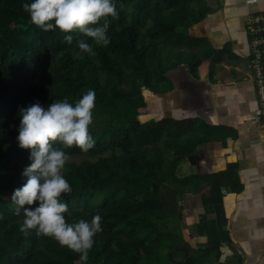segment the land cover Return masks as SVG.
<instances>
[{"label": "trees", "instance_id": "obj_1", "mask_svg": "<svg viewBox=\"0 0 264 264\" xmlns=\"http://www.w3.org/2000/svg\"><path fill=\"white\" fill-rule=\"evenodd\" d=\"M24 3L31 0H0V264H219L220 245L230 238L207 214L221 206L223 187L242 190L237 165L204 176L181 175L179 168L199 145L235 131L194 118L139 119L145 89L168 93L175 68L187 65L197 76L204 62L227 54L191 33L213 11L208 1L114 0L118 15L107 18V46L79 31L69 33L71 44L59 30L43 31ZM79 41L94 54L81 51ZM88 90L101 99L105 117L101 129H89L94 147L54 145L71 157L63 171L72 187L61 197L66 220L102 218L88 260L81 261L35 229L21 232L24 211L16 214L11 196L26 182L22 172L30 164L17 142L20 109L37 101L47 108L65 97L74 102ZM188 193L199 195L206 210L196 229L207 239L189 254L178 216ZM195 254L206 259L197 263Z\"/></svg>", "mask_w": 264, "mask_h": 264}, {"label": "crops", "instance_id": "obj_2", "mask_svg": "<svg viewBox=\"0 0 264 264\" xmlns=\"http://www.w3.org/2000/svg\"><path fill=\"white\" fill-rule=\"evenodd\" d=\"M207 1L213 11L195 24L191 33L227 54L217 62L213 58L204 62L202 65L208 66V72L200 71L201 65L197 76L192 75L187 65L175 68L170 74L174 89L154 95L155 118H194L205 125L235 131V136L225 141L210 139L199 145L191 159L193 171L189 174L210 175L226 170L229 164L237 165L242 190L234 192L229 186L223 187L221 206L207 214L221 222L230 238L220 245L219 264H264V115L261 125L257 124L245 30L249 13L264 12V0L253 4L247 0ZM186 196L184 205L188 209L180 202L179 218L189 254L206 246V236L199 235L196 229L200 215L206 210L199 195L188 193ZM197 258L202 261L206 255L195 254L194 260L198 263Z\"/></svg>", "mask_w": 264, "mask_h": 264}, {"label": "clouds", "instance_id": "obj_3", "mask_svg": "<svg viewBox=\"0 0 264 264\" xmlns=\"http://www.w3.org/2000/svg\"><path fill=\"white\" fill-rule=\"evenodd\" d=\"M22 7L32 24L45 32L59 30L69 44L73 41L69 33L79 31L96 45L107 46L110 43L107 18L118 15L114 0H31ZM78 47L94 54L84 41H79ZM94 107L95 92L88 90L74 102L65 97L47 108L37 101L20 109L17 142L30 153V164L22 172L26 182L11 196V202L17 206L16 214L24 211L21 232L35 229L38 236L52 238L61 247L78 253L81 261L88 260L93 238L102 231V218L95 215L90 221L66 220L68 204L61 197L70 193L72 187L63 171L71 157L54 145L76 146L85 152L93 148L95 140L89 134V126Z\"/></svg>", "mask_w": 264, "mask_h": 264}, {"label": "built area", "instance_id": "obj_4", "mask_svg": "<svg viewBox=\"0 0 264 264\" xmlns=\"http://www.w3.org/2000/svg\"><path fill=\"white\" fill-rule=\"evenodd\" d=\"M256 1L247 0V3L253 4ZM245 30L249 41L248 64L257 102L254 119L261 125L264 115V12L249 13L245 20Z\"/></svg>", "mask_w": 264, "mask_h": 264}, {"label": "rangeland", "instance_id": "obj_5", "mask_svg": "<svg viewBox=\"0 0 264 264\" xmlns=\"http://www.w3.org/2000/svg\"><path fill=\"white\" fill-rule=\"evenodd\" d=\"M200 71H203L204 73L205 72H208V66L207 65H202L200 67ZM145 107L142 109V113L141 115L139 116V119L141 121H145V120H150V119H156L155 118V113H154V109H155V105H154V95L152 93L149 92L148 89H145ZM101 99L98 97V96H95V107L93 109V122L92 124L89 126V129H101L102 126H103V123H104V115L102 114L101 112V108L99 107V103H100ZM196 153H193L191 154L190 156L186 157L180 164V168H179V172L180 174L182 175H185V174H189V172L193 171V167H192V161L191 159L193 158L194 159V155ZM171 157H174V155H171ZM187 194L184 195V198ZM188 197V196H186ZM199 197V196H198ZM172 196L171 194H167L166 195V199L167 200H171ZM183 198V200H184ZM200 198V197H199ZM201 201V199H200ZM2 202V198H0V203ZM184 201H181V203L184 205ZM197 202H199V199L197 200ZM180 203V204H181ZM188 203V202H187ZM189 204V203H188ZM187 205H184L185 207V210L188 209L186 208ZM188 207V206H187ZM199 208V207H198ZM183 211H184V208H183ZM182 211V212H183ZM187 211V210H186ZM198 212V210H196ZM196 212V213H197ZM178 216H180V212L178 214ZM183 216H185V213H183ZM181 225L183 227H185L184 223H181ZM185 238V237H184ZM186 239V238H185ZM178 258H181L180 256ZM201 258H197V260H199ZM200 261V260H199Z\"/></svg>", "mask_w": 264, "mask_h": 264}]
</instances>
